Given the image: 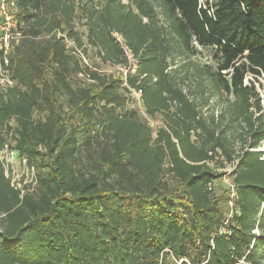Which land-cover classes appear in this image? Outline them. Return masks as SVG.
Here are the masks:
<instances>
[{
  "label": "trees",
  "instance_id": "trees-1",
  "mask_svg": "<svg viewBox=\"0 0 264 264\" xmlns=\"http://www.w3.org/2000/svg\"><path fill=\"white\" fill-rule=\"evenodd\" d=\"M15 1L0 145L46 169L21 193L0 162V264H264V0ZM77 21L101 61L128 67L120 35L135 69L82 65L54 33L83 45ZM131 88L162 119L155 136Z\"/></svg>",
  "mask_w": 264,
  "mask_h": 264
},
{
  "label": "built area",
  "instance_id": "built-area-1",
  "mask_svg": "<svg viewBox=\"0 0 264 264\" xmlns=\"http://www.w3.org/2000/svg\"><path fill=\"white\" fill-rule=\"evenodd\" d=\"M18 11V6L15 0H0V87L13 85L15 80L11 78L10 70L8 68L9 54L15 44L21 36L20 23L16 19V13ZM54 33L57 38L61 39L64 44V47L67 52H70L76 58L79 59L82 65L87 66L90 69L96 70L98 73H110L111 69L106 71L103 68H100L98 65L94 64L89 55L88 51L85 49V45H79L75 38L70 36L66 30L55 28ZM124 53L129 58L132 57V51L124 44H122ZM134 56V55H133ZM107 65H110V62H106ZM113 64V63H112ZM120 73L125 79L126 73L133 68L131 66L125 67L121 65ZM134 70V69H133ZM78 76L84 78L87 81L92 79L89 77L88 73L79 72ZM124 83L125 80H124ZM132 95L141 102L140 91L131 88ZM143 118L146 123L152 129L153 136L156 134V130L160 125H163L161 118H156L148 115L145 110L142 113ZM211 153V151H210ZM14 157H18V163L20 165L19 171H16L13 166ZM217 156L215 155V158ZM0 162L3 166V171L6 177L10 179V184L16 188L21 189V193L26 190H34L37 184L36 177V166L33 163H29L25 155H20L18 151L8 145L5 142L3 145H0ZM208 164L214 166V159L207 161ZM229 167H217V169L223 171L222 176L220 177L219 182L224 185L229 191L228 203L232 206L236 199V185L234 184L231 172L234 168V164H227ZM214 184V183H213ZM210 183V186L213 185ZM209 186V187H210Z\"/></svg>",
  "mask_w": 264,
  "mask_h": 264
},
{
  "label": "rangeland",
  "instance_id": "rangeland-1",
  "mask_svg": "<svg viewBox=\"0 0 264 264\" xmlns=\"http://www.w3.org/2000/svg\"><path fill=\"white\" fill-rule=\"evenodd\" d=\"M212 1L213 0H207V1L206 0H200V3L203 6H206L207 2L210 3ZM157 8H158V6H157ZM75 27L81 33V35H82L81 37H82V39L84 41L85 48L88 51V55H89V57H90V59H91V61L93 63L96 62V65H98L100 68L105 69L106 71H108L109 69H111L112 72H115V73H117V72L120 73L122 71L120 69V67H122L121 66L122 64H112V63H110V65H107L106 62L101 61L100 58L96 54L93 53L92 49L85 44L86 43V36H85V29L86 28H85L83 23H81L80 21H77V22H75ZM0 34H1V30H0ZM115 35L121 41V44H124L121 36L118 35V34H115ZM213 53H214V47H212L210 45H207V46H199L198 45V53H196L195 55H192L191 57H192L193 60H195L196 62L200 63L201 65L206 64L212 70H214L216 68V61L214 60ZM128 61L130 63V66L133 69H135L136 59L134 58L133 55H132V57L129 56ZM177 64L178 63H176L175 65H177ZM132 100L133 101H130L128 103V106L130 107V105H131L133 107H136V109L138 110V112L140 113V115L142 117V113H143V110H144V107H143L142 103L137 101V99L135 97ZM214 100H215V97L212 96V98H211V103L212 104L215 103ZM39 116H41V114H39L37 112L34 113V117L35 118H38ZM156 118H158V117H156ZM14 124H15L14 120L11 119L9 121V124H8V125L11 126V128L8 130L9 132L6 130V128H4L2 130L3 135L6 136V140L8 142H11V143H14L13 138H12L13 136H12V133H11L12 132L11 129H12V127H14ZM260 149H264V144L261 146ZM84 160H85V149L83 148V146H80L79 147V152H78V163L77 164L78 165H83L84 164ZM214 164L218 165L219 162L214 160ZM227 164H225L226 167H229L230 165H227ZM13 166H14V169L16 171H19L20 165L18 163V157H14ZM36 169L40 170V169H46V168H42L41 164L38 162V165H36ZM168 181H170V178H168Z\"/></svg>",
  "mask_w": 264,
  "mask_h": 264
}]
</instances>
